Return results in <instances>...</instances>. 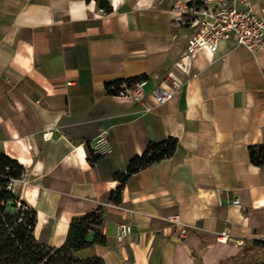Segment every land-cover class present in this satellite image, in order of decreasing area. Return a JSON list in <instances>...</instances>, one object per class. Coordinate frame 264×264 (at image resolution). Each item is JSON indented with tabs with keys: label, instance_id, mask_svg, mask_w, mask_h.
Segmentation results:
<instances>
[{
	"label": "crops",
	"instance_id": "crops-1",
	"mask_svg": "<svg viewBox=\"0 0 264 264\" xmlns=\"http://www.w3.org/2000/svg\"><path fill=\"white\" fill-rule=\"evenodd\" d=\"M105 1L109 13L95 0H0V153L25 174L13 192L35 211L34 239L59 247L71 218L100 207L104 244L78 259L218 264L264 240V165L247 157L264 145V45L250 53L229 40L189 56L184 9L198 0ZM141 75L139 101L103 89ZM156 88L169 100L156 104ZM98 136L110 151L89 163L85 145ZM167 137L173 155L131 175L109 205L111 175ZM120 224L131 226L121 244Z\"/></svg>",
	"mask_w": 264,
	"mask_h": 264
},
{
	"label": "trees",
	"instance_id": "trees-1",
	"mask_svg": "<svg viewBox=\"0 0 264 264\" xmlns=\"http://www.w3.org/2000/svg\"><path fill=\"white\" fill-rule=\"evenodd\" d=\"M89 1V0H85ZM97 8L103 13L111 11L105 0H95ZM195 5H200L196 1ZM146 81L144 75L103 83V89L109 96H117L123 85L129 88L134 83ZM176 141L167 137L161 141H149L140 155L129 160L123 172L111 175L117 185L109 192L107 203L117 206L121 201V190L126 180L133 174L170 158L175 151ZM86 159L93 163L103 156L93 155L85 145ZM248 161L252 166L264 165V145L247 147ZM23 169L15 161L0 153V264H103L98 257L78 259L74 254L94 245L102 246L101 235L102 210L97 207L81 216L70 219L63 243L59 247H49L38 243L33 237L35 211L22 202L14 192L6 190L11 180L17 179ZM264 256V240L251 239L245 241L240 250L218 264H237L252 254Z\"/></svg>",
	"mask_w": 264,
	"mask_h": 264
},
{
	"label": "built area",
	"instance_id": "built-area-1",
	"mask_svg": "<svg viewBox=\"0 0 264 264\" xmlns=\"http://www.w3.org/2000/svg\"><path fill=\"white\" fill-rule=\"evenodd\" d=\"M188 16L186 24L192 30L186 41L185 52L191 56L195 52L204 51L211 55L215 52L219 42L232 40L234 46L254 53L264 45V9L253 13L252 0H203L200 5H192L184 9ZM176 89V85L172 84ZM118 96L139 101L142 97L141 83L137 82L129 88L121 86ZM153 100L161 104L169 100L171 94L163 89L156 88L152 91ZM50 133L42 134V138L49 137ZM89 147V145H88ZM93 155L104 156L109 153V145L103 136H98L89 147ZM25 183L24 172L17 179L11 180L6 190L13 192L15 184ZM231 204H237L234 200ZM165 221L174 228L179 229V234L184 230L176 215H169ZM131 234L129 224H120L116 228L115 241L119 244ZM227 238L226 230L220 232L216 238L218 243H224Z\"/></svg>",
	"mask_w": 264,
	"mask_h": 264
},
{
	"label": "rangeland",
	"instance_id": "rangeland-1",
	"mask_svg": "<svg viewBox=\"0 0 264 264\" xmlns=\"http://www.w3.org/2000/svg\"><path fill=\"white\" fill-rule=\"evenodd\" d=\"M258 240H263V239H258ZM237 264H264V256H262L260 253L252 254L244 258V260L238 262Z\"/></svg>",
	"mask_w": 264,
	"mask_h": 264
}]
</instances>
